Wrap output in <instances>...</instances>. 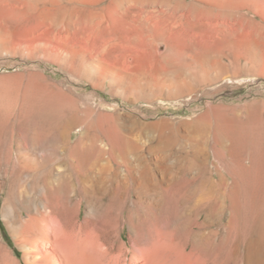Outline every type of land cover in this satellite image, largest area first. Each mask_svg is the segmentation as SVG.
Listing matches in <instances>:
<instances>
[{
    "label": "bare ground",
    "instance_id": "6f19581e",
    "mask_svg": "<svg viewBox=\"0 0 264 264\" xmlns=\"http://www.w3.org/2000/svg\"><path fill=\"white\" fill-rule=\"evenodd\" d=\"M21 1L41 9L55 26L65 24L96 40L109 34L106 25L115 20L124 3L128 4L124 17L143 37L160 39L165 32L156 26L199 19L235 21L264 35V25L242 12L261 9L264 0L257 4L254 0ZM74 54L68 66L87 68L84 54ZM21 84L0 88L4 100L0 102V186L6 196L5 216L10 209L17 212L16 223L25 235L48 236L56 220L62 229H70V208L74 198L80 197L99 209L94 215L88 213L86 228L99 231L106 227L102 230L107 232L123 216L130 224L137 222L140 242L147 240L146 228L155 226L173 243L181 242L185 255L208 263L221 255L223 264H241L243 247H248L247 264L259 254L257 245L264 233L261 110L233 109L219 112L214 119L203 116L187 136L166 134L149 146L117 131L102 145V137L92 132L91 120L81 117L69 94L43 87L37 92L23 90ZM77 126L85 127L86 132L73 143L72 131ZM26 137H30L31 147L25 144ZM155 171L165 172L167 183L156 190L157 200H147L146 207L142 200L129 206L130 200L118 197L117 189L104 202L101 189L107 175L122 178V194L132 191L130 181L136 183V192L145 194L143 180H153ZM227 215L230 219L225 222ZM97 262L88 257L87 264Z\"/></svg>",
    "mask_w": 264,
    "mask_h": 264
},
{
    "label": "rangeland",
    "instance_id": "374dc122",
    "mask_svg": "<svg viewBox=\"0 0 264 264\" xmlns=\"http://www.w3.org/2000/svg\"><path fill=\"white\" fill-rule=\"evenodd\" d=\"M127 6L124 3L115 20L106 25L109 34L96 40L67 29L65 24L55 26L30 2L0 0V88L22 83L23 90L69 94L81 117L91 120L92 132L102 137L101 143H108L117 131L149 146L166 134L187 136L203 116L214 119L219 112L233 109L264 113V35H256L235 21L199 19L156 26L165 32L160 39L143 37L124 17ZM259 7L242 12L264 25V4ZM76 51L86 57L87 68L68 66ZM83 132L85 127H75L72 142ZM24 141L31 147L30 137ZM163 173L155 171L153 180H143L145 194L136 192V183L130 181L129 197L122 194V178L107 175L101 189L103 200L106 202L117 189L118 197L130 200L129 206L142 200L146 207L147 200H157L156 190L166 185L167 174ZM5 198L0 186V264H87L90 256L97 264L224 261L221 255L210 263L187 256L181 242L173 243L151 225L146 228L147 240L140 242L137 222L130 224L123 216L107 232L106 227L100 232L86 228L88 213L94 215L99 209L96 203L90 207L80 197L74 198L70 208V229H62L56 220L48 236L25 235L16 223L17 212L10 209L5 216ZM229 219L227 215L225 222ZM259 242L261 252L250 259L251 264H264V233ZM240 253L241 264H247L248 247Z\"/></svg>",
    "mask_w": 264,
    "mask_h": 264
}]
</instances>
